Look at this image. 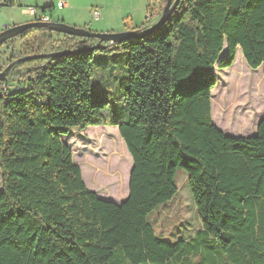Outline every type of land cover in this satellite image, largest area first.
<instances>
[{
  "label": "trees",
  "instance_id": "trees-1",
  "mask_svg": "<svg viewBox=\"0 0 264 264\" xmlns=\"http://www.w3.org/2000/svg\"><path fill=\"white\" fill-rule=\"evenodd\" d=\"M166 3L150 0L139 29ZM1 48L11 49L9 64L70 54L17 64L0 81V264H168L178 253V264H193L192 256L230 264L221 255L264 264V118L255 136L225 135L212 107L223 108L229 93L211 92L215 67L230 68L238 50L264 73V0H180L161 28L113 46L38 28ZM96 54L104 62L95 64L119 81L113 105L93 88ZM234 75L239 97L249 75ZM95 126L118 128L132 159L121 205L86 186L61 139ZM178 168L188 175L200 232L171 243L157 237L149 216L177 195Z\"/></svg>",
  "mask_w": 264,
  "mask_h": 264
},
{
  "label": "rangeland",
  "instance_id": "rangeland-1",
  "mask_svg": "<svg viewBox=\"0 0 264 264\" xmlns=\"http://www.w3.org/2000/svg\"><path fill=\"white\" fill-rule=\"evenodd\" d=\"M113 1V8L117 10V4L120 5L119 1L125 0ZM148 1L149 0H145L146 7L148 5ZM2 9H0V12ZM13 11H15L17 15L20 13L19 9H15ZM115 12L117 13V11ZM3 20L4 18L0 16V33L6 26L3 23ZM156 20L157 19H155L154 22H156ZM10 52V48L0 47V53L7 55L2 59V61H0V65L5 66L3 71L9 65L7 60ZM102 57L103 55H100L99 57V55L96 54L91 59L94 65V76L92 80L93 88L96 91L105 94L109 104L113 105L118 97V90L116 86L118 87L119 81L112 79L108 76V74L104 73L107 70L105 66H97L95 64L97 60L102 61L103 63L104 61L102 60ZM122 61H126L125 54H123L120 58V67L123 66ZM114 65L117 66L116 63H114ZM244 69L247 70L249 80L244 83L243 91L239 98L236 94L237 84L233 83L235 79L234 71ZM215 74L218 78V82L217 85L213 87L211 92L216 90L223 95L228 92L229 98L227 101H224L225 103L223 108L212 107V118L214 119V122L220 126H224V128H228V131L230 132L228 136L230 137H241L233 134V132H237L238 134H247L249 132L253 133L256 128L258 117L264 114L263 69L259 68L257 70H251L247 66L241 51L238 50L233 65L224 70H219L215 67ZM124 115L126 120L127 114ZM107 128L113 127L95 126L88 127L84 130L76 128L69 135L61 136V139L63 143L72 151L75 164L81 166L84 173H87L88 171L91 181L99 185L101 189L100 191L103 195L106 197H112L114 195V198L120 199L119 197L123 196L124 192L120 191L121 186L119 185V182H122V179L125 181L132 160L125 144L119 136L118 130H103ZM104 133H108L110 138L103 139L105 143L102 144L99 142L98 137L99 135H104ZM112 139H117L119 141L120 149L118 155H115L116 150L114 149ZM116 181H118V185L115 183ZM176 181L178 185L177 195L170 202L165 205H161L154 210L149 216V222L154 228L157 237L171 243L178 242L181 239L189 241L191 238H194L198 232H200L198 214L188 184V175L184 169H177ZM84 182L86 183L85 180ZM1 189L2 171L0 169V191ZM261 226L262 222H258V226L255 231L256 233H258L257 231L261 228ZM230 231L229 233H231ZM184 254L185 253H178L169 261L168 264H178L181 255ZM191 259L193 264L207 263L205 256L204 258L192 256ZM221 259H223V263L226 261L230 264H236V262L232 261L229 256L227 257V255H221Z\"/></svg>",
  "mask_w": 264,
  "mask_h": 264
},
{
  "label": "crops",
  "instance_id": "crops-1",
  "mask_svg": "<svg viewBox=\"0 0 264 264\" xmlns=\"http://www.w3.org/2000/svg\"><path fill=\"white\" fill-rule=\"evenodd\" d=\"M60 2H63L64 5L59 9L57 8V4ZM119 2L120 5L117 4L118 7L117 10H115V8H113V0H22L19 6L1 8L2 11L0 12V16L4 18L3 23L6 25L1 32L6 28L23 25L33 21L32 17H30L25 11L26 6H33L38 11L42 12H44V8L52 6L51 11L47 13L51 17L52 22H63L69 26L83 28L97 33H120L135 30L143 25V23L150 17L148 14L149 1L147 7L145 6V0H125ZM15 9L20 10L18 15L13 11ZM115 11H117V13ZM263 118L264 114L258 117L256 128L253 133L238 134L237 132H233V134L241 137H250L249 135L255 136V134H257L258 125ZM215 125L225 135L230 134L228 128H224V126H220L216 123ZM109 129L118 130L116 127L103 130ZM79 167L82 171L83 180L87 183L86 186L91 191L95 192L101 200L121 205L128 199L130 173L133 163H131L125 181L122 179V182H119V185L121 186L120 191L124 192V195L119 197L120 199L114 198V195V197H106L103 195L100 191L101 189L99 185L91 181L88 171L87 173H84L82 167ZM115 183L118 185V181Z\"/></svg>",
  "mask_w": 264,
  "mask_h": 264
},
{
  "label": "water",
  "instance_id": "water-1",
  "mask_svg": "<svg viewBox=\"0 0 264 264\" xmlns=\"http://www.w3.org/2000/svg\"><path fill=\"white\" fill-rule=\"evenodd\" d=\"M180 0H167L166 6L164 7L160 17L154 22V24L149 28L129 30L120 33H97L92 32L87 29L77 28L73 26H69L64 24L63 22H30L19 26L6 28L4 31L0 33V47H2L5 43L17 39L19 36L24 34L28 30L45 28L50 31H53L58 34L68 35L78 38H85L98 41V45L103 43H108L109 46L118 45L124 41L142 39L154 31L161 28V26L171 17L174 10L177 8ZM97 47L93 48L95 50ZM70 54L69 52H60L55 54H48L42 56H33L26 57L14 61L9 64L4 71L0 72V81L6 82L8 80L9 73L11 69L20 63L27 62L37 58H60ZM260 124V123H259ZM259 126V125H258ZM240 138V137H233ZM108 202V201H107ZM112 203V202H110Z\"/></svg>",
  "mask_w": 264,
  "mask_h": 264
},
{
  "label": "built area",
  "instance_id": "built-area-1",
  "mask_svg": "<svg viewBox=\"0 0 264 264\" xmlns=\"http://www.w3.org/2000/svg\"><path fill=\"white\" fill-rule=\"evenodd\" d=\"M22 0H0V9L3 7L8 6L11 2H15L17 4H20ZM150 1V0H149ZM64 5L63 2H60L57 4V8H62ZM26 13L32 17L34 22H52L51 17L42 11H38L35 7L33 6H26L25 7Z\"/></svg>",
  "mask_w": 264,
  "mask_h": 264
},
{
  "label": "bare ground",
  "instance_id": "bare-ground-1",
  "mask_svg": "<svg viewBox=\"0 0 264 264\" xmlns=\"http://www.w3.org/2000/svg\"><path fill=\"white\" fill-rule=\"evenodd\" d=\"M139 29V28H138Z\"/></svg>",
  "mask_w": 264,
  "mask_h": 264
}]
</instances>
